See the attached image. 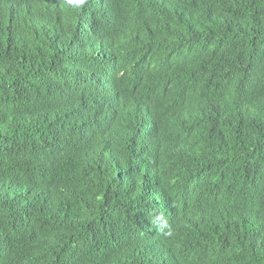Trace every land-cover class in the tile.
<instances>
[{
  "label": "trees",
  "instance_id": "16d2710c",
  "mask_svg": "<svg viewBox=\"0 0 264 264\" xmlns=\"http://www.w3.org/2000/svg\"><path fill=\"white\" fill-rule=\"evenodd\" d=\"M109 8L69 68L0 3V264H264V114L212 99L264 59V0Z\"/></svg>",
  "mask_w": 264,
  "mask_h": 264
},
{
  "label": "bare ground",
  "instance_id": "6f19581e",
  "mask_svg": "<svg viewBox=\"0 0 264 264\" xmlns=\"http://www.w3.org/2000/svg\"><path fill=\"white\" fill-rule=\"evenodd\" d=\"M3 1L7 3L9 11L18 17L25 27L46 40L57 42L58 49L55 56L61 67H79L88 61L90 54L88 50L85 52L86 41L88 49V40L89 38L92 40L91 35L95 24L97 41L102 37V29H106V36H109L108 17L106 26L102 28L100 25L101 0H98L99 5L95 4L94 0H90L92 1L91 15H89L87 0H15L14 2L0 0V3ZM110 3L111 0H108V3L105 0L106 15L110 12ZM70 29H72V37ZM80 38L82 40L79 44ZM62 60L70 62L64 65ZM14 66L15 64L0 58V72L3 74ZM9 84V81H3L0 87V90L8 97L10 95ZM155 205L154 203V207Z\"/></svg>",
  "mask_w": 264,
  "mask_h": 264
},
{
  "label": "clouds",
  "instance_id": "9594fccd",
  "mask_svg": "<svg viewBox=\"0 0 264 264\" xmlns=\"http://www.w3.org/2000/svg\"><path fill=\"white\" fill-rule=\"evenodd\" d=\"M191 4L192 3L189 5ZM238 63L241 64V61H238ZM240 68L241 72L239 73L237 80L228 76V74L220 76L219 78L223 79L218 80L221 87H229L232 84H236V88L234 90L231 89L230 93H226L225 95L220 96L216 93L215 95H212V99L225 109L235 110L236 107L243 109V116L239 113L237 114L240 121L243 123L250 116L257 119L264 114V59L256 68L251 66L244 67L242 64ZM257 82H259V86L256 87V90L251 94H248L247 88L255 86ZM213 85V83L210 85L211 91ZM93 95L94 93H89L87 97H92ZM87 97L80 101L78 109L71 107L68 115L78 121V119L85 113ZM204 97L205 95H198V100L201 102Z\"/></svg>",
  "mask_w": 264,
  "mask_h": 264
},
{
  "label": "water",
  "instance_id": "95a60500",
  "mask_svg": "<svg viewBox=\"0 0 264 264\" xmlns=\"http://www.w3.org/2000/svg\"><path fill=\"white\" fill-rule=\"evenodd\" d=\"M104 0L101 1V10H102V3ZM95 2V0H94ZM96 4V2H95ZM115 15V14H114ZM109 18V30L111 31L112 27H113V22H112V18L111 16L108 17ZM107 20V15L105 11H102L100 14V25L102 26V28H104L105 26V21ZM85 26H86V22H84ZM95 29V28H93ZM106 29H102V34L106 33L105 32ZM106 36V34H104V36L102 38H104Z\"/></svg>",
  "mask_w": 264,
  "mask_h": 264
}]
</instances>
